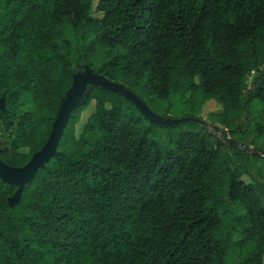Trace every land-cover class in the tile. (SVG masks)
I'll return each mask as SVG.
<instances>
[{
	"label": "trees",
	"instance_id": "16d2710c",
	"mask_svg": "<svg viewBox=\"0 0 264 264\" xmlns=\"http://www.w3.org/2000/svg\"><path fill=\"white\" fill-rule=\"evenodd\" d=\"M85 68L148 109L199 91L224 129L90 83L16 203L0 179V264H264V0H0L4 164L43 148Z\"/></svg>",
	"mask_w": 264,
	"mask_h": 264
},
{
	"label": "rangeland",
	"instance_id": "374dc122",
	"mask_svg": "<svg viewBox=\"0 0 264 264\" xmlns=\"http://www.w3.org/2000/svg\"><path fill=\"white\" fill-rule=\"evenodd\" d=\"M95 14V13H94ZM88 68H85L79 72L85 73L89 72ZM251 83V78L248 80V86ZM79 87L77 90V95L82 98L86 95L89 87V81L87 79H81L79 81ZM149 108L153 111V118H166V119H181V118H194L200 121H204L201 123L199 121L188 120L180 122L182 128H192L197 129L200 125L206 124L210 127V124L218 126L220 129H224V126L213 117L212 112L218 110L219 105L213 100H205L201 94V92H187L183 95L179 94H171L167 99H156L149 102ZM3 108V101L0 100V109ZM149 109V110H150ZM150 110V111H151ZM93 111V103H91L83 112L81 121H84L85 117ZM258 105H253L250 109L251 116H257L259 113ZM241 124H244V119L240 121ZM254 133L249 129L243 134V137L239 139L243 140L244 148L248 147L251 150H254V144L250 141L253 139ZM262 152H264V146H257ZM1 150V146H0ZM232 150V149H231ZM230 150V151H231ZM247 150V149H245ZM247 179L248 177L245 176ZM18 196L14 195L9 199L10 203H15L17 201ZM248 246L239 248V247H231L226 255L227 264H238L239 262V254L241 253V257L246 255L248 251ZM264 262V259H263Z\"/></svg>",
	"mask_w": 264,
	"mask_h": 264
},
{
	"label": "water",
	"instance_id": "95a60500",
	"mask_svg": "<svg viewBox=\"0 0 264 264\" xmlns=\"http://www.w3.org/2000/svg\"><path fill=\"white\" fill-rule=\"evenodd\" d=\"M81 79H87L89 81V83L101 84L103 86L109 87V88L116 90L119 93L125 95L126 97L131 99L135 103L136 106H138L140 108V110L144 113L145 116L152 119L156 123L174 124V123H180V122L188 121V120H194V121H199L201 123H204V121H200L198 119L189 118V117L188 118H181V119H166V118L155 119L152 116V111H150L138 99V97H136L135 95H133L132 93H130L126 89L122 88L121 86H119L115 83L108 81L102 75L91 73V71L85 72V73L78 72L73 76L72 84H71V86H70V88L66 94L65 100H64L62 107H61V111L58 114V116L56 117V120L53 124V130H52L47 142L43 146V148L38 153H36L26 165H24L21 168L10 167V166L4 164L0 159V179L3 180L4 182L9 183V184L18 185V189L14 194V195L18 196L17 201L19 199L20 191H21V188L24 185V183L31 176L34 175L36 170L39 167H41L46 162V160L52 155V153L54 152L56 143H57L58 139L60 138L64 128L66 127L72 111L76 107L77 98L79 97L77 95V90L79 87L78 83ZM0 100H2V99H0ZM1 109H3V108H1ZM258 154H260V153H258ZM262 156H264V155H262ZM9 199H8V201H9ZM9 203H10V201H9ZM10 204H14V203H10Z\"/></svg>",
	"mask_w": 264,
	"mask_h": 264
}]
</instances>
